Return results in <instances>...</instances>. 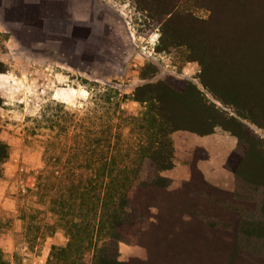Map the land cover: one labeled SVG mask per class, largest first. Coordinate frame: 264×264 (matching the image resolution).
Returning a JSON list of instances; mask_svg holds the SVG:
<instances>
[{"label":"trees","instance_id":"16d2710c","mask_svg":"<svg viewBox=\"0 0 264 264\" xmlns=\"http://www.w3.org/2000/svg\"><path fill=\"white\" fill-rule=\"evenodd\" d=\"M131 1L145 25L158 27L157 52L183 49L186 61L198 63L196 82L168 76L137 85L130 96L104 91L99 100L108 103L111 115L96 130L76 127L71 132L65 125L71 118L66 120L63 113L47 117V126L56 131L43 145L44 166L29 191L54 215L49 228L62 230L66 237L62 245H51L47 264H130L118 259L120 241L145 245L150 264H180L189 242L199 256L224 255L220 235L198 229L209 207L215 211L216 205L238 214L232 225L225 216H215L217 221L212 216L209 224L220 223L225 232L221 236L228 241L234 236L235 246L244 238L261 240L255 248L246 246L258 259L230 256L227 264H264V221L230 203L233 194L205 182L204 187L195 184L194 174L200 173L196 168L176 189H169L171 179L163 174L174 165L175 130L207 133L219 125L238 138L231 156L251 136L242 119L264 128L256 115L264 112V0ZM200 8L210 14L199 17L195 13ZM145 69H151L150 77L157 73L154 65ZM128 97L142 105L137 114L121 107L120 101ZM112 115H122L124 123L113 122ZM123 127L128 128L127 143L120 138ZM70 134L72 140L59 143L60 135ZM251 138L252 147L246 149L264 157L263 141ZM232 171L238 182L262 190L259 209L264 212V166L253 167L248 176ZM242 198L252 199L236 190L233 201ZM40 226L26 228L37 235Z\"/></svg>","mask_w":264,"mask_h":264},{"label":"rangeland","instance_id":"374dc122","mask_svg":"<svg viewBox=\"0 0 264 264\" xmlns=\"http://www.w3.org/2000/svg\"><path fill=\"white\" fill-rule=\"evenodd\" d=\"M249 1L247 4L256 2ZM85 6L87 16H77L72 11L71 0H0V67L3 69L0 72V258L4 264H47L51 245L66 241L62 230L49 228L54 215L46 203L29 191L35 187L36 176L44 166L43 145L56 131L47 126L48 116L54 119L63 113L65 119H73L65 124L71 132L76 127L96 130V125L100 126L111 115L108 103L99 100L104 91L119 97L130 96L137 85L168 76L196 82L198 63L186 61L183 49L157 52L158 27L145 25L143 14L131 0H93L92 3L88 0ZM195 14L206 18L210 12L200 8ZM150 64L157 68L153 77H150L151 69H145ZM120 103L130 113L137 114L142 109L130 97ZM225 110L234 115L231 108ZM256 115L264 121V112L258 111ZM121 117L112 115L111 119L124 123ZM242 121L248 126V134L264 143V128L247 119ZM121 131L120 138L127 143L128 128ZM251 136L240 142L237 152L228 160L232 170L238 169L245 176L253 167L264 166V157L253 155L252 148L246 149L252 147ZM59 139V143L69 142L72 137L60 135ZM232 173L231 186L217 187L204 178L203 181L200 173L194 174L195 184L199 182L198 186L204 187L202 182H205L225 194L234 195L237 190L240 197H252L233 201L232 195L230 203L264 221V212L259 209L262 190L250 189ZM183 182L171 179L169 189L179 188ZM216 208L213 211L209 207L205 222L200 220L198 229L220 235L224 255L202 256L201 253L199 256L196 251L192 253L189 242L180 264H227L230 256L247 260L260 256L252 254L246 246L255 248L261 240L244 238L240 239V246H235L234 236L229 241L221 236L225 232L220 229V223L209 224L217 221L215 216H225L231 225L236 222L237 211L225 206L216 205ZM193 209L196 215L200 213L199 209ZM193 222L197 223L194 219ZM29 225L40 226L37 235L28 232ZM232 229L231 226V233ZM118 251V259L130 264H150L153 260L147 247L140 243L120 241Z\"/></svg>","mask_w":264,"mask_h":264},{"label":"crops","instance_id":"0c3cea01","mask_svg":"<svg viewBox=\"0 0 264 264\" xmlns=\"http://www.w3.org/2000/svg\"><path fill=\"white\" fill-rule=\"evenodd\" d=\"M87 1L71 0L73 13L77 16L86 15ZM89 12L91 14L88 20L91 22L92 11ZM171 139L174 147V165L163 171L165 176L172 181L186 180L190 178L192 169L196 168L207 182L217 187L231 186L233 173L227 168L226 163L238 143L235 134L217 125L207 133L187 129L175 130L171 134ZM200 151L202 154H199Z\"/></svg>","mask_w":264,"mask_h":264}]
</instances>
